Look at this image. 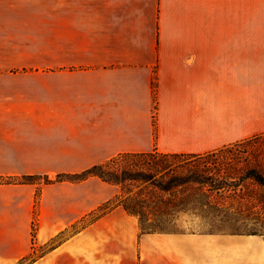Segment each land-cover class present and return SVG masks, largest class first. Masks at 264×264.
Segmentation results:
<instances>
[{
    "label": "crops",
    "instance_id": "0c3cea01",
    "mask_svg": "<svg viewBox=\"0 0 264 264\" xmlns=\"http://www.w3.org/2000/svg\"><path fill=\"white\" fill-rule=\"evenodd\" d=\"M262 133L264 0H0V178ZM118 192L0 182V264H264L262 235L143 232L121 206L93 217Z\"/></svg>",
    "mask_w": 264,
    "mask_h": 264
},
{
    "label": "trees",
    "instance_id": "16d2710c",
    "mask_svg": "<svg viewBox=\"0 0 264 264\" xmlns=\"http://www.w3.org/2000/svg\"><path fill=\"white\" fill-rule=\"evenodd\" d=\"M232 145L204 153H160L155 150L118 153L80 172L58 174L52 180L44 177V183L79 182L96 177L117 186L119 192L103 202L93 214L102 215L121 206L137 217L143 232L169 231L184 214L218 217L217 211L224 210V204L259 199L261 194L248 190L243 183L252 181L264 185L260 167L249 161L238 170L231 167L224 155ZM34 179L0 178V182L35 183ZM236 211L242 212L241 209ZM32 229L34 233L35 225Z\"/></svg>",
    "mask_w": 264,
    "mask_h": 264
},
{
    "label": "rangeland",
    "instance_id": "374dc122",
    "mask_svg": "<svg viewBox=\"0 0 264 264\" xmlns=\"http://www.w3.org/2000/svg\"><path fill=\"white\" fill-rule=\"evenodd\" d=\"M228 150L224 156L227 161H230L231 167H236V170H238L244 165L245 161H249L251 165L259 166L264 176V133L260 134L258 138L251 137L242 144L232 145ZM46 177L49 180L55 178L54 175ZM34 181L40 184L45 182L44 177H35ZM243 184L248 190L252 189L261 194L259 199H252L249 202L241 201V204H224V210L218 209L217 211L218 217L210 214L207 218H202L197 215L184 214L179 218L176 225L170 229L258 234L264 237V185H258L252 181H246ZM104 193L105 190L99 187V195ZM236 209H241L242 212H237ZM102 211H98L97 214ZM95 216L96 214L93 215V217ZM91 218L88 217L85 222L90 221ZM78 227L80 226L78 225L70 231ZM58 241H60V238L54 239L45 246L40 247V253ZM22 264H26V262Z\"/></svg>",
    "mask_w": 264,
    "mask_h": 264
}]
</instances>
